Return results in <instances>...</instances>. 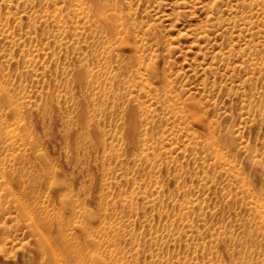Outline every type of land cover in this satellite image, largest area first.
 Listing matches in <instances>:
<instances>
[{"label":"rangeland","instance_id":"374dc122","mask_svg":"<svg viewBox=\"0 0 264 264\" xmlns=\"http://www.w3.org/2000/svg\"><path fill=\"white\" fill-rule=\"evenodd\" d=\"M31 216L54 264H264V0H0L4 257Z\"/></svg>","mask_w":264,"mask_h":264},{"label":"bare ground","instance_id":"6f19581e","mask_svg":"<svg viewBox=\"0 0 264 264\" xmlns=\"http://www.w3.org/2000/svg\"><path fill=\"white\" fill-rule=\"evenodd\" d=\"M11 193L14 192L11 191ZM21 208L24 209V213H28L26 205L22 204ZM31 218V229L34 233L38 232L39 236L43 237V241L39 242V240L31 238L30 241L25 243L27 249L22 251L19 256H16L17 258L9 259L6 254L4 257L0 250V264H52L50 261L54 264V259L60 255V250L56 247L55 240L63 242L61 239V227L59 226L61 224L60 217L49 223L42 221L39 217L31 216ZM48 227L50 228V233L44 234V230Z\"/></svg>","mask_w":264,"mask_h":264}]
</instances>
